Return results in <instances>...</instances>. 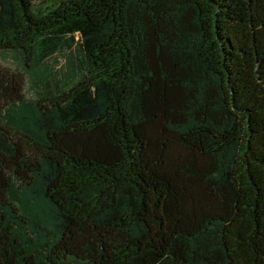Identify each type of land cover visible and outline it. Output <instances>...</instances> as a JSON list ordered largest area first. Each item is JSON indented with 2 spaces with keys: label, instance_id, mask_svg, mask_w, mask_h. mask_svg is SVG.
<instances>
[{
  "label": "trees",
  "instance_id": "16d2710c",
  "mask_svg": "<svg viewBox=\"0 0 264 264\" xmlns=\"http://www.w3.org/2000/svg\"><path fill=\"white\" fill-rule=\"evenodd\" d=\"M0 60V264H264V0H0Z\"/></svg>",
  "mask_w": 264,
  "mask_h": 264
},
{
  "label": "rangeland",
  "instance_id": "374dc122",
  "mask_svg": "<svg viewBox=\"0 0 264 264\" xmlns=\"http://www.w3.org/2000/svg\"><path fill=\"white\" fill-rule=\"evenodd\" d=\"M0 64L10 70L18 71V68L10 60H0ZM26 94L30 95V93L27 90H26Z\"/></svg>",
  "mask_w": 264,
  "mask_h": 264
}]
</instances>
